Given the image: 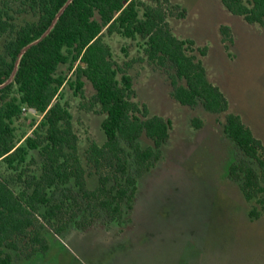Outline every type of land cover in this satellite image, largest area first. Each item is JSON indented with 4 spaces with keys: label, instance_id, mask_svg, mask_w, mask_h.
<instances>
[{
    "label": "trees",
    "instance_id": "1",
    "mask_svg": "<svg viewBox=\"0 0 264 264\" xmlns=\"http://www.w3.org/2000/svg\"><path fill=\"white\" fill-rule=\"evenodd\" d=\"M17 1L19 12L36 19L17 26L8 1L2 3L0 37L9 38L0 55V84L20 50L46 31L67 0ZM218 1L229 14L264 30V0ZM185 15V9L159 0H73L49 35L26 51L14 82L0 90V264L44 253L48 228L60 234L72 224L87 227L95 216L120 221L132 207L138 177L162 157L171 122L132 100L130 64L113 61L107 36L136 41L149 63L170 68L172 97L182 106L226 114L223 132L237 150L228 177L246 201L264 204V143L239 115L228 112L227 98L208 80L202 61L207 48L173 34L167 19ZM219 31L227 49L232 32L227 26ZM86 82L94 90L89 107L97 106L104 116L105 140L90 141L82 157L74 117L62 101L65 87L82 99ZM23 108L29 114L33 109L40 120L18 136ZM192 123L202 125L198 119ZM143 138L150 144L143 146ZM90 172L94 187L88 185Z\"/></svg>",
    "mask_w": 264,
    "mask_h": 264
},
{
    "label": "rangeland",
    "instance_id": "2",
    "mask_svg": "<svg viewBox=\"0 0 264 264\" xmlns=\"http://www.w3.org/2000/svg\"><path fill=\"white\" fill-rule=\"evenodd\" d=\"M4 1L15 25L36 19L19 12L17 0H0V7ZM159 1L185 9L184 18L167 19L173 34L207 48L202 61L208 80L227 98L228 112L239 115L264 143V30L229 14L218 0ZM221 26L232 32L227 49ZM8 38L0 37V55ZM104 40L117 65L130 64L132 100L144 104L151 115L170 120L169 140L161 159L138 177L132 207L120 221L95 216L87 227L72 224L60 234L48 228L47 250L30 259L20 255L13 264H264V204L246 201L228 177L237 150L223 132L226 114H211L200 105L182 106L172 97L170 68L149 63L136 41L118 35ZM63 94L83 157L90 141L104 143V116L97 106L89 107L94 94L90 83H85L82 99L67 87ZM195 119L202 122L199 128L193 126ZM39 120L23 112L16 122L18 136L29 134L31 123ZM141 144L150 141L143 138ZM89 175L88 185L94 187L96 177Z\"/></svg>",
    "mask_w": 264,
    "mask_h": 264
},
{
    "label": "water",
    "instance_id": "3",
    "mask_svg": "<svg viewBox=\"0 0 264 264\" xmlns=\"http://www.w3.org/2000/svg\"><path fill=\"white\" fill-rule=\"evenodd\" d=\"M73 0H67L63 6L59 9V11L56 13L55 17L53 18V20L51 21L49 27L46 29V31L36 40L32 41L31 43L27 44L25 47H23L20 52L18 53L15 63H14V67L12 70V73L10 74V76L6 79V81H4L3 83L0 84V90L5 88L6 86H8L9 84L14 82V79L17 75L18 72V68L20 65V61L22 59V57L24 56V54L26 53L27 50H29L31 47L37 45L38 43H40L44 38H46L49 33L54 29V27L56 26L60 16L63 14V12L65 11V9L68 7V5L70 3H72ZM31 113H35V111L33 109L30 110Z\"/></svg>",
    "mask_w": 264,
    "mask_h": 264
},
{
    "label": "built area",
    "instance_id": "4",
    "mask_svg": "<svg viewBox=\"0 0 264 264\" xmlns=\"http://www.w3.org/2000/svg\"><path fill=\"white\" fill-rule=\"evenodd\" d=\"M22 111L25 113V112H26V109H25V108H23V109H22Z\"/></svg>",
    "mask_w": 264,
    "mask_h": 264
}]
</instances>
